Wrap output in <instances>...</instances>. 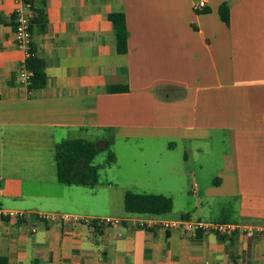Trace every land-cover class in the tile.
<instances>
[{
  "label": "crops",
  "instance_id": "obj_1",
  "mask_svg": "<svg viewBox=\"0 0 264 264\" xmlns=\"http://www.w3.org/2000/svg\"><path fill=\"white\" fill-rule=\"evenodd\" d=\"M44 1L47 19L32 44L47 79L31 91L20 79L26 53L14 36L18 1L0 0V209L28 213L0 221V258L8 264H264V0H205L207 13L196 10L200 0ZM223 4L230 7L229 25L220 17ZM115 14L126 19V54L117 50ZM112 86L129 91L108 93ZM68 140L90 141L99 153L117 141L135 142L141 153L164 144L169 154L182 148L183 157L116 158L103 166L109 176L96 187L66 186L58 181L56 146ZM153 166L152 176L168 183L161 193L145 194L174 202L159 219L235 223L262 233L194 238L135 227L124 196L139 192L128 176ZM117 194L120 207L108 209ZM181 196L188 204L178 207ZM57 213L122 222L38 218Z\"/></svg>",
  "mask_w": 264,
  "mask_h": 264
},
{
  "label": "trees",
  "instance_id": "obj_2",
  "mask_svg": "<svg viewBox=\"0 0 264 264\" xmlns=\"http://www.w3.org/2000/svg\"><path fill=\"white\" fill-rule=\"evenodd\" d=\"M32 6L33 18L30 23L32 35L47 19L46 4L43 0L35 4L34 0H28ZM200 13H207L203 9ZM220 17L227 25L230 24V7L223 4L219 10ZM117 37V50L119 54L128 52V29L124 15H111ZM15 26V24H14ZM32 56L26 61V68L32 72L29 90L35 91L45 86L47 75L45 61L37 56L36 48L31 46ZM108 93H127L129 89L122 86L108 88ZM99 154L96 144L87 140H68L56 146V161L58 181L66 186H83L94 188L99 183L100 167L93 164ZM114 153L110 152L106 166L115 162ZM82 163H84L83 166ZM174 202L170 197L154 194H139L127 191L124 196V209L128 215L140 217H161L173 211ZM0 264H8L6 259L0 258Z\"/></svg>",
  "mask_w": 264,
  "mask_h": 264
},
{
  "label": "built area",
  "instance_id": "obj_3",
  "mask_svg": "<svg viewBox=\"0 0 264 264\" xmlns=\"http://www.w3.org/2000/svg\"><path fill=\"white\" fill-rule=\"evenodd\" d=\"M18 7L15 10V28L14 36L15 42L18 47L23 49L26 53V60L23 68L20 72V79L28 84L31 83L32 72L26 68V61L32 56V32L30 30V23L33 18L32 6L28 0H17ZM207 7L205 0H200L196 4V10H203ZM198 191V185L195 183L192 187L193 195H196ZM28 216L27 212L13 211L8 209H0V221L8 219H25ZM38 218L45 222L52 223H72V224H85L92 225L98 223L100 225H117L121 223L118 219H93L89 217H80L72 214H38ZM132 224L141 229L152 230L154 228H160L165 231L178 230L183 231L190 236L197 238L200 235L214 234L217 236H228L236 232H242L248 238L254 237L256 234L262 233L263 230L257 228H247L235 223L224 222H205L196 221L192 219H182L179 221L161 220L158 217H140L134 216L130 219Z\"/></svg>",
  "mask_w": 264,
  "mask_h": 264
},
{
  "label": "rangeland",
  "instance_id": "obj_4",
  "mask_svg": "<svg viewBox=\"0 0 264 264\" xmlns=\"http://www.w3.org/2000/svg\"><path fill=\"white\" fill-rule=\"evenodd\" d=\"M124 146L126 148H124ZM162 146H165L164 144H161V147L158 146V148H155V150H151L149 152H140V150H138L135 146V142H131V145H124L123 142L121 141H117L116 146H114V148H110L109 150H102L98 156L95 158L93 164L96 166H100V173H99V180L101 181H105L109 175H106V171L103 169V166H106V161L108 158V154L109 151L114 152V155L117 159H125L127 156H144V157H148V158H157V157H161L162 155L166 156L167 155H171L175 158H182L183 157V149L179 148L177 150H175L174 152H172V154H169L166 152V149ZM165 151V152H164ZM112 152V153H113ZM166 153V154H165ZM146 163H148V161H145ZM116 163V159L115 162L113 164H111L110 166L114 165ZM149 163H152V160H149ZM84 163H82L81 166H83ZM108 166V167H110ZM107 167V166H106ZM154 168L152 169H144L143 172L139 171L137 172V174L134 175H129L128 178V183L131 186L132 189H134L135 191L139 192L140 194H145V193H161L159 191H163L161 190L163 188V186H165L168 182L166 180H160L159 176H155L152 174H154V172H156V167L153 166ZM103 169V170H102ZM151 174V175H150ZM112 178L115 179L114 175H111ZM171 181V180H170ZM141 185V186H139ZM154 187V188H153ZM152 191V192H151ZM134 192V191H132ZM136 193V192H135ZM102 196V200H106L107 197L104 195V193H100ZM176 205L178 207H180L182 204H188L187 203V199L183 196L181 197H176ZM118 206L120 207V196L119 194L116 195L115 200L113 202L112 205L109 206L108 204V209L110 210H117ZM206 222V221H205ZM210 222V221H207Z\"/></svg>",
  "mask_w": 264,
  "mask_h": 264
}]
</instances>
